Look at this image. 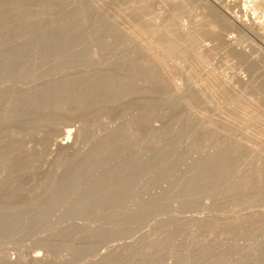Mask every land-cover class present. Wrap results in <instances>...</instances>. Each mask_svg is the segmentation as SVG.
Listing matches in <instances>:
<instances>
[{
    "label": "rangeland",
    "instance_id": "374dc122",
    "mask_svg": "<svg viewBox=\"0 0 264 264\" xmlns=\"http://www.w3.org/2000/svg\"><path fill=\"white\" fill-rule=\"evenodd\" d=\"M231 16L264 0H0V264H264V26Z\"/></svg>",
    "mask_w": 264,
    "mask_h": 264
},
{
    "label": "bare ground",
    "instance_id": "6f19581e",
    "mask_svg": "<svg viewBox=\"0 0 264 264\" xmlns=\"http://www.w3.org/2000/svg\"><path fill=\"white\" fill-rule=\"evenodd\" d=\"M219 5H220V4H219ZM220 7H221V6H220ZM223 8H224V7H223ZM224 10H225V9H224ZM4 11H6V10H4ZM225 16H226V15H225ZM236 16H237V15H236ZM231 17H232V16H231ZM229 19H230V18H229ZM229 19H228V21H229ZM230 21H231V20H230ZM233 22H234V26L237 25L236 27H237V28L240 27V28H242V30H243V29H245V30H250V29H251V30H253V31H254V30H259V29H260V25H261V24H260L261 22H259V23H256L255 21H254V22H250V20L248 21L247 18H246V20H244V19H241L240 17H235V16L232 17V23H233ZM262 26H264V25H263V22H262L261 28H262ZM184 27H185V26H184ZM184 29H186V28H184ZM262 29H263V28H262ZM6 30L8 31V29H6ZM260 30H261V29H260ZM263 30H264V29H263ZM96 32H97V31H96ZM187 32H188V31H186V33H187ZM250 32H252V31H250ZM188 33H190V32H188ZM57 34H58V32L56 33V35H57ZM60 34H61V32H60ZM51 36H53V35H51ZM58 36H60V35L58 34ZM61 36H62V35H61ZM257 36H258V35H257ZM54 37H55V35H54ZM93 37H94V36H93ZM93 37H92V38H93ZM95 37H96V36H95ZM51 38L53 39V37H51ZM51 38L49 37V39H51ZM58 39H59V38H58ZM60 40H61V37H60ZM259 40H260V39H259ZM51 41H52V40H51ZM56 41H59V40L56 39ZM56 41H55V42H56ZM230 41H231V39H230ZM1 42H2V41H1ZM3 42H5V41H3ZM53 42H54V39H53ZM56 43H57V42H56ZM4 44H5V43H4ZM0 45H3V43H2V44L0 43ZM4 46H5V45H4ZM4 46H3V47H4ZM1 48H2V47H1ZM1 64H2V62H1ZM4 64H5V63H4ZM1 67L5 68L6 66H5V65H4V66L1 65ZM5 91H6V89H0V95L3 94ZM20 92H21V91H20ZM11 93H12V92H11ZM11 93H10V94H11ZM18 94H19V93H18ZM36 95H37V94H34V93L31 95V98H32V99H31V102H32V103L30 104V103L28 102V107H32L33 104H35L34 107L37 106V103H36V102H38L39 97H38V95H37V96H36ZM17 96H18V95H17ZM39 96H40V95H39ZM35 114H36V112H35L34 110H32L31 112L29 111V113H28V115H27L28 118L26 117V118H27L26 121H24V117H21V116H20V117L17 116L18 118H17L16 116H12V118H11L10 120H16V125H17V126H18L19 120H20V121H23V124H22V126H20V127H21V128H23V127H28V126L30 125V123L32 122V118H33V116H34ZM19 118H20V119H19ZM22 119H23V120H22ZM18 127H19V126H18ZM109 134H110V133H109ZM109 134H106L107 136H106V135H103L104 137H101V138H102V139H100L101 141L99 140L100 142H98V143H100V144H98V145L95 147V148H97V150H100V151H101V148L103 149L104 146L107 147V145H108L109 143L111 144V142L114 141V140L112 141V139H111L112 135H110L111 137H108ZM71 135H72V134H70V136H71ZM25 136H26V135H25ZM25 136L22 137L21 134L19 133L20 140H21V139L23 140V138H25ZM73 136H74V135H73ZM105 136H106V137H105ZM27 137H28V136H27ZM74 138H75V137H74ZM110 139H111V141H110ZM22 140H21V141H22ZM75 140H76V139H75ZM75 140H74V141H75ZM74 141H73V140H70L69 137H68V138L63 137L62 139L55 141V142H54L55 150H56V149L58 150V152H57V151H55V152L60 153V150H63V152L67 150V152H69L70 149H71V151H72V149H73L74 147H76V146H75V143H77L76 141H75V143H74ZM104 144H105V145H104ZM106 144H107V145H106ZM110 144L108 145V147H109V146L111 147ZM112 144H113V143H112ZM103 145H104V146H103ZM102 146H103V147H102ZM10 147H12L11 144H10ZM106 147H105L104 149H109L108 151H111L110 149H111L113 146H112L111 148H108V147L106 148ZM18 148H19V147H18ZM78 148H79V147H78ZM80 148H81V147H80ZM81 149L83 150V148H81ZM81 149H76V150H75V148H74V151H77V150H78V153H80L79 150L81 151ZM104 149H103V150H104ZM114 149H115V148H114ZM94 150H95V149H94ZM103 150H102V151H103ZM10 151L13 152V148H11ZM19 151H21V150H18V152H19ZM108 151H107V150H106L105 152L103 151L104 153L98 151V155L95 156V157H96L95 160H94V155L97 154V152L94 153V155H92L93 158L91 159V157H90L92 163H91V161L89 160V158H88V159L86 158V160L83 159L82 163L85 162V163H83V164H81L80 161H77V158H76V157H77L78 155L76 156V155H75L76 152H75V153H74V156H75V157H73V158H74L75 161H77V163L80 162V164H81L80 166H77V167L75 166V168H76L77 170H79L78 172H80V170H82V169L85 171V170L87 169V167H86V166H87L86 161H88L89 163L93 164V165H91L92 167L95 166L94 164H97V166H98V160H99V162H100V156L102 157V155H103V154L105 155V153H108ZM61 152H62V151H61ZM63 152H62V153H63ZM112 152H113V151H112ZM191 152L196 154V152L194 151V149H192ZM7 153L10 154L9 149H8L7 152H5V156H4V157H8V156H7ZM70 153H71V152H70ZM72 153H73V152H72ZM21 154L24 155L22 152H21ZM76 154H77V153H76ZM92 154H93V152H92ZM110 154H111V153H110ZM162 154L164 155L165 153H161V155H162ZM189 154H190V157H191V155H193V154H191V153H189ZM0 155L2 156L3 154H0ZM19 155H20V154H19ZM26 155H28V154H26ZM26 155H25V156H26ZM104 155H103V156H104ZM163 155H162L161 158H163ZM9 156H12V155L10 154ZM2 157H3V156H2ZM98 157H99V159H98ZM0 158H1V157H0ZM9 158H10V157H8V159H9ZM18 158H19V157H18ZM22 158H23V160L25 159V157H23V156H22ZM75 158H76V159H75ZM122 158H123V160H124L125 157H123V155H122V157H121V155H120V160H121V161H122ZM130 158H131V157H130ZM130 158H129V160L132 159V161H133L134 158H133V157H132L131 159H130ZM192 158H193V157H191V159L189 158V159H190V160H189L190 163H191V161H192ZM195 158H196V156H195ZM3 159H4V158H3ZM3 159H0V160L2 161ZM97 159H98V160H97ZM101 159H102V158H101ZM196 159H197V158H196ZM196 159H193L194 161H192V162H195V161L197 162ZM223 159H224V158H223ZM5 160H6V159H5ZM9 160H10V159H9ZM12 160L14 161V157L11 158V160H10L11 163H12ZM20 160L22 161V159H19V161H20ZM74 160H73V163H74ZM81 160H82V159H81ZM118 160H119V159H118ZM120 160H119L118 162H116V165H117L118 167H120V165H118V163L120 162ZM125 160H126V159H125ZM125 160H124L123 163H126ZM134 160H136V159H134ZM220 160H221V159H220ZM220 160H219V161H220ZM3 161H4V160H3ZM17 161H18V159H17ZM132 161H131L130 163H128V164H125V165L122 164V165L124 166V167H122V170L125 169V167H126V169H127V165H128L129 167H131V168L133 167V170H134V169L136 168V166H135V168H134V166H130V165H129V164L132 165ZM151 161H152V160H151ZM153 161H154V160H153ZM219 161H218V162H219ZM222 161H223V160H222ZM222 161H220V163H222ZM7 162H8V160H7ZM96 162H97V163H96ZM127 162H128V161H127ZM133 162H135V161H133ZM159 162H160V161H159ZM218 162H217V163H218ZM8 163H10V162H8ZM11 163H10V164H11ZM73 163H72V164H73ZM89 163H88V166H89ZM109 163H110V164H109ZM150 163H151V165H153L152 162H150ZM208 163H209V162H208ZM13 164H14V163H13ZM99 164H100V163H99ZM119 164H120V163H119ZM136 164L139 165V162H138V163L135 162L134 165H136ZM210 164H211V162H210ZM210 164L207 165V164L205 163V164H203L202 168H199L195 163H194V165L191 164L192 166H191L190 169H192V172H190L191 170L189 171L190 173H193V175L191 174V176H192V178H191V180H190L191 185H190V182L188 183L189 180L187 179L188 181L186 180V182H187L188 185H190V187H189V189H188L189 192L186 191L187 189L185 190L186 193L189 194V196H188L189 198L187 197V198L189 199V200L187 199V200H188V204L185 203V205H190V206H192V207H189L190 209H193V206H194V209H195V205H197V202H198V199H199L200 193L203 192V190H204L203 179L205 178V176H207V177H206L207 179H205V180H208V179H209V177H208L209 174L206 173V171H207V169H208L209 167L213 168L212 166H210ZM214 164H216V163H214ZM226 164H227V162H226ZM226 164H225V165H226ZM75 165H77V164L75 163ZM78 165H79V164H78ZM108 165H111V162H108ZM155 165H156V163H155ZM155 165H154V166H155ZM157 165H160V164L158 163ZM211 165H213V164H211ZM217 165H218V164H217ZM91 166L88 167L89 169H87V171H88V170H91V169H90ZM101 166H102V165H101ZM117 166H115V169H113V171L118 170V168L116 169ZM154 166H153V168H154ZM215 166H216V165H215ZM215 166H214V167H215ZM155 167H156V166H155ZM218 167H219V166H218ZM94 168L96 169V167H94ZM97 168H99V166H98ZM120 168H121V167H120ZM131 168H130V169L128 168V170H129L131 173H133V177H131L132 174H130V175L128 174V175H129L130 178L132 179V178L135 177L134 174L136 173L135 171H137V170H134V171L132 172ZM150 168L152 169V166H150ZM158 168H159V167H157V169H158ZM220 168H222V167L220 166ZM225 168H226V166H225ZM76 169H74V170H75L74 172H76ZM92 169H93V168H92ZM126 169H125V171H126ZM151 169H150V170H151ZM154 169H155V168H154ZM188 169H189V168H188ZM209 169H210V168H209ZM209 169H208V170H209ZM213 169H214V168H213ZM83 170H82V171H83ZM120 170H121V169H120ZM122 170H121V171H122ZM128 170H127V171H128ZM219 170H220V169H218L217 171H219ZM221 170H223V171H222V175H223V173H224V168H222ZM221 170H220V171H221ZM263 170H264V169H263ZM106 171H108V172H112V171L107 170V169L105 170V172H106ZM127 171H126V172H127ZM152 171H153V170L149 171V173L152 174ZM157 171H158V170H157ZM115 172H116V171H115ZM115 172H114V173H115ZM122 172H123V171H122ZM122 172H121V173H122ZM9 173H10V172H9ZM114 173H113V175H114ZM117 173H118V174H121L120 172H117ZM117 173H116V175H117ZM127 173H129V172H127ZM210 173H212V172H210ZM226 173H227V172H226ZM226 173H225V174H226ZM10 174L12 175V173H10ZM106 174H109V173L106 172V173L103 174V176H104V175L106 176ZM110 174H111V173H110ZM110 174H109V175H110ZM122 174H123V173H122ZM124 174H126V173L124 172ZM139 174H140V173L138 172V173L136 174V176L138 175V177L141 178ZM153 174L155 175V173H153ZM217 174H218V173H217ZM8 175H9V174H8ZM11 175H10V176H11ZM116 175H115V176H116ZM263 175H264V173H263ZM22 176H24V175H22ZM125 176H127V174H126ZM213 176H215V175L213 174ZM6 177H7V176H6ZM8 177H9V176H8ZM8 177H7V178H8ZM20 177H21V176H20ZM20 177H19V178H20ZM25 177H26V176H25ZM95 177H96V180H97V181L99 180V178H101V177H97V176H95ZM95 177H94V178H95ZM107 177L109 178L108 175H107ZM119 177H120V176H118V178H117V176H116V178H117L118 180H120ZM138 177H137V179H138ZM187 177L189 178V174H188ZM210 177H212V175H211ZM219 177H220V173H219ZM261 177H262V176H261ZM9 178L11 179V177H9ZM9 178H8V179H9ZM110 178H114V177L111 175ZM121 178H122V176H121ZM130 178H129V179H130ZM135 178H136V177H135ZM135 178H134V180H135ZM220 178H221V177H220ZM222 178H223V177H222ZM224 178H226V176H224ZM262 178H264V176H263ZM8 179L5 178L4 182H5L6 180L8 181ZM89 179H90V178H89ZM91 179H92V178H91ZM123 179L125 180L126 177H124ZM123 179H122V180H123ZM129 179H128V178L126 179V180H128V183H130ZM212 179H213V178H212ZM212 179L210 178L209 180L212 181ZM96 180H94V181H95V183H94L95 185H94L93 187H96V182H97ZM100 180H101V179H100ZM122 180H120L121 183H122V184L124 183V185H126V184H125L126 181L123 180L124 182H122ZM138 180H139V179H138ZM216 180H217V179H216ZM224 180H226V179H224ZM90 181H91V180H90ZM101 181H102V180H101ZM220 181H221V179H220ZM98 182H99V181H98ZM131 182H132V180H131ZM135 182H136V180H135ZM222 182H224V181H222ZM5 183H7V182H5ZM128 183H127V185H128ZM234 183H235V182H234ZM234 183H233V184H234ZM98 184H100V183H98ZM132 184H133V183H132ZM217 184H218V183H217ZM118 185H119V183H118ZM124 185H121V186H124ZM152 185H153V184H152ZM152 185H151V187H152ZM188 185H187V186H188ZM119 186H120V185H119ZM185 186H186V184H185ZM90 187H91V186H90ZM156 187H157V185H156ZM152 188H153V187H152ZM185 188H186V187H185ZM187 188H188V187H187ZM135 189H136V188H135ZM156 189H157V188H156ZM156 189H155V190H156ZM86 190L89 191L90 189H86ZM91 190L93 191V189H91ZM91 190H90V191H91ZM95 190L97 191V189H95ZM95 190H94V192H96ZM97 196L99 197V196H102V195H100V193H99V195H98V191H97ZM100 198H101V197H100ZM206 198H207V196H206ZM141 199H142V197L140 198V200H141ZM143 199H145V198L143 197ZM136 204L139 205V204H142V203H141V202L139 203V202L137 201ZM136 204H134V205H136ZM204 204H205V203H204ZM185 205H184V206H185ZM143 206H144V205H143ZM154 206H155V205H154ZM131 207H132V212H133V209H137V208L134 207V206H131ZM137 207H138V206H137ZM151 207H153V205H151ZM186 207H187V206H186ZM186 207H185V208H186ZM202 207H203V205H202ZM205 207H206V204H205ZM128 208H129V207H128ZM141 208H142V207H141ZM187 208H188V207H187ZM138 209H139V208H138ZM127 210H128V209H127ZM129 210L131 211V209H129ZM148 210H150V209H147V211H148ZM130 211H129V212H130ZM135 211H136V210H135ZM147 211H146V212H147ZM120 212H121V211H120ZM126 212H127V211H126ZM0 213H1V212H0ZM123 213H124V212H123ZM123 213H122V214H123ZM6 214H7V213H6ZM8 214H9V213H8ZM122 214H120V215H122ZM129 214H130V213H129ZM124 216H125V215H124ZM204 217H205V216H204ZM204 217H203V218H204ZM204 224H206V223H204ZM207 224H209V222H208ZM202 226L204 227V225H202ZM222 233H223V232H222ZM203 244L206 245L207 243H203ZM203 247H204V246H203ZM201 257H202V256H201ZM45 258H46V257H45ZM49 258H50V255H49ZM198 258H199V257H198ZM62 259H64V257H63ZM194 259H197V257L194 258ZM200 259H201V258H200ZM204 259H205V257H204V258L202 257V260H203V261H205ZM14 260H15V259H14ZM31 260H32V263H33V264H45V260H46V259H43V258H41V257H39V256H33ZM200 261H201V260H200ZM11 262H15V261H11ZM49 262H50V261H49ZM193 262H194V261H193ZM201 262H202V261H201ZM201 262H200V263H201ZM205 262H206V261H205ZM259 262H261V261H259ZM203 263H204V262H203ZM46 264H47V262H46ZM61 264H62V262H61ZM66 264H67V263H66Z\"/></svg>",
    "mask_w": 264,
    "mask_h": 264
}]
</instances>
